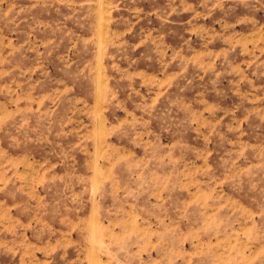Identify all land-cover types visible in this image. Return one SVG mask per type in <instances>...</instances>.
<instances>
[{"label": "rangeland", "instance_id": "374dc122", "mask_svg": "<svg viewBox=\"0 0 264 264\" xmlns=\"http://www.w3.org/2000/svg\"><path fill=\"white\" fill-rule=\"evenodd\" d=\"M0 264H264V0H0Z\"/></svg>", "mask_w": 264, "mask_h": 264}]
</instances>
